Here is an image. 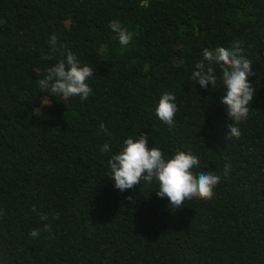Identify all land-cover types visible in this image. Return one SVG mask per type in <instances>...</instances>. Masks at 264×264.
Returning <instances> with one entry per match:
<instances>
[{
    "label": "trees",
    "instance_id": "obj_1",
    "mask_svg": "<svg viewBox=\"0 0 264 264\" xmlns=\"http://www.w3.org/2000/svg\"><path fill=\"white\" fill-rule=\"evenodd\" d=\"M113 20L134 32L127 46ZM234 41L256 88L239 138L219 79L192 80L204 48ZM69 51L93 69L87 100L39 86ZM165 91L171 126L155 111ZM142 133L215 171L213 198L175 209L155 179L116 189L108 161ZM0 264H264V0H0Z\"/></svg>",
    "mask_w": 264,
    "mask_h": 264
},
{
    "label": "clouds",
    "instance_id": "obj_2",
    "mask_svg": "<svg viewBox=\"0 0 264 264\" xmlns=\"http://www.w3.org/2000/svg\"><path fill=\"white\" fill-rule=\"evenodd\" d=\"M109 27L118 36L121 46H127L133 40L134 32L122 25L119 20L109 22ZM58 37L53 34L49 43L53 49L56 48ZM241 41H234L231 49L218 46L214 49H203V61L195 64L192 80L198 81L202 88L207 89L209 85L218 88L222 84L226 95L221 97L220 102L225 105L228 119L227 136L239 138L241 131L239 124L248 118L249 105L254 99L256 88L249 82V77L254 75L252 61L243 53ZM207 62V68L205 62ZM213 64L220 68L218 78ZM93 76V69L88 65L81 66L78 58L71 52L59 60L48 70V75L39 80V86L45 93L53 96L60 95L70 100L79 97L87 100L92 92L88 84L89 78ZM158 118L172 125L179 111L176 96L172 92L165 91L159 98L155 109ZM100 130L107 133L103 123ZM149 135L142 133L135 138L129 136L123 142L122 150L113 154L109 161L111 178L114 187L121 192L140 185L141 181L151 184L155 179L158 182L156 194L160 198L167 197L169 205L179 209L185 206V201L195 198L211 200L215 194L214 190L219 184L221 177L215 171L196 172L200 160L191 153L177 151L171 157L165 158L163 151L157 147H148ZM108 150L107 146L104 147ZM230 165H225L224 175L227 176ZM58 218L59 214H55ZM41 220L47 221V215H41ZM44 231L51 232V225L45 223ZM40 230L33 228L29 235L38 237Z\"/></svg>",
    "mask_w": 264,
    "mask_h": 264
}]
</instances>
